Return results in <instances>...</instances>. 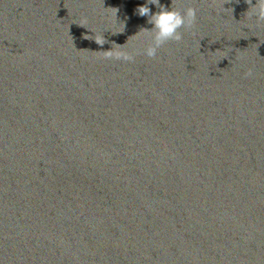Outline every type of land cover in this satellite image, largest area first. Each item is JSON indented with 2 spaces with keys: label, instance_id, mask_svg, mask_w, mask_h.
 Returning a JSON list of instances; mask_svg holds the SVG:
<instances>
[{
  "label": "water",
  "instance_id": "95a60500",
  "mask_svg": "<svg viewBox=\"0 0 264 264\" xmlns=\"http://www.w3.org/2000/svg\"><path fill=\"white\" fill-rule=\"evenodd\" d=\"M144 2L0 0V264H264L256 0Z\"/></svg>",
  "mask_w": 264,
  "mask_h": 264
},
{
  "label": "clouds",
  "instance_id": "9594fccd",
  "mask_svg": "<svg viewBox=\"0 0 264 264\" xmlns=\"http://www.w3.org/2000/svg\"><path fill=\"white\" fill-rule=\"evenodd\" d=\"M150 5H154L159 10L153 12ZM135 14L146 17L147 22L152 25L151 29H146L151 37V43L144 49V55L149 58L156 57L158 50L168 41H181L183 33L180 30L192 28L197 18L195 8H187L183 12L172 10L162 5L160 0H145L135 9ZM249 15L250 18H255L257 23L264 22V0H256L251 6ZM123 59L130 61L134 57L125 53Z\"/></svg>",
  "mask_w": 264,
  "mask_h": 264
}]
</instances>
